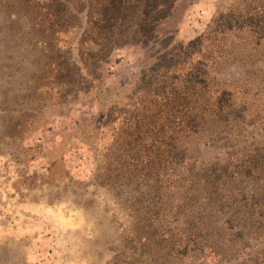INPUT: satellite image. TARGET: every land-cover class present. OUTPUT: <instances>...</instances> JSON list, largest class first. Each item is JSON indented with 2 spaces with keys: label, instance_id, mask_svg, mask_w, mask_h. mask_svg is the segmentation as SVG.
<instances>
[{
  "label": "rangeland",
  "instance_id": "obj_1",
  "mask_svg": "<svg viewBox=\"0 0 264 264\" xmlns=\"http://www.w3.org/2000/svg\"><path fill=\"white\" fill-rule=\"evenodd\" d=\"M113 1L78 43L85 0H0V264H264V216L233 233L162 231L174 222L112 159L155 62L194 63L237 97L234 146L198 137L195 159L264 142V0ZM178 236L185 249L169 250Z\"/></svg>",
  "mask_w": 264,
  "mask_h": 264
},
{
  "label": "trees",
  "instance_id": "obj_2",
  "mask_svg": "<svg viewBox=\"0 0 264 264\" xmlns=\"http://www.w3.org/2000/svg\"><path fill=\"white\" fill-rule=\"evenodd\" d=\"M85 2L82 11L77 12L83 26L78 43L97 21L103 22L106 9L114 3ZM98 29L103 32L104 26ZM158 65L161 64L153 63L137 79L127 108L120 113L116 143L120 152L112 158L114 169L131 177L135 172L140 178L137 184L143 185V191L146 189V194L157 200L154 212L170 218V224L174 222L172 228L161 227L162 231L175 229L198 234L207 229L218 234L233 233L250 216L261 221L264 142H257L254 150L238 147L223 159L208 161H198L190 150L193 139L198 137L207 138L213 145H223L221 140L226 136L225 144L234 146V137L226 127L231 129L235 125L231 124L233 119L243 118L236 95H222L209 88L204 72L194 63L185 67L167 63L162 65L163 69ZM143 85L149 91L141 90ZM131 177L126 176L130 180ZM243 180L246 186L237 192V183ZM159 239L164 243L168 240ZM184 242L178 236L166 244L169 250H177L185 249Z\"/></svg>",
  "mask_w": 264,
  "mask_h": 264
}]
</instances>
